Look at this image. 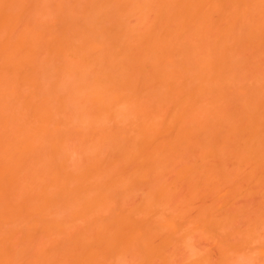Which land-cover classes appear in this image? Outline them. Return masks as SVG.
I'll return each mask as SVG.
<instances>
[{
	"label": "bare ground",
	"instance_id": "6f19581e",
	"mask_svg": "<svg viewBox=\"0 0 264 264\" xmlns=\"http://www.w3.org/2000/svg\"><path fill=\"white\" fill-rule=\"evenodd\" d=\"M10 1H12V0H0V23L2 25L6 24L7 26L5 25V27H8V28H6L8 30H9V27L12 30V28H11L12 26H14V25L17 26L16 24H18V21L20 23V17L23 13V10H21L20 7L23 8V7H25L24 3L26 5L29 3V2H27V0H22V1L19 0L20 3L18 2L19 5L17 6L16 9H20V10L17 11L14 8L17 5V0L16 1L13 0L12 2H10ZM24 1H26V2H24ZM115 1H118V0H115ZM121 1H123V2L120 3V5L124 4L122 9H124V7L126 9V7L128 6L130 8V11H131L132 8L129 5L133 4V7H134L135 3H132V2H134L132 0H121ZM121 1L119 0L118 3ZM129 1H131V3L127 4V2H129ZM137 1H135V2H137ZM154 1H156V3L158 4V5L156 4V6H158V8H159V9H157V7H156V10L154 9L155 10L154 13L156 14L158 19L159 18H161V19H159V23H157L156 21L151 22V20H150L151 24L147 20L146 21L149 24H145L144 20H143L144 24L142 23V21L139 22L138 23L139 27H141L140 24L146 25L145 27L143 26L144 29L143 28L140 29V31H142V29H143V32L137 31L138 27H136L137 28L136 30L133 27L134 30H132V32L128 33V36H125L126 33L128 32V30H126L127 26L122 27L123 23H121L119 21L118 26L120 25L119 23H121L120 26L122 28L120 27L119 28L120 30H115V29H118V26L116 27V25H117V23H116L117 20H116V22H115L116 25L115 26L113 25L114 28H112V29H114V31H111V32L108 30V28L106 29V27H104V26H103L104 29H103V27L101 29H99V27L102 24L99 27L97 26L98 28H96V26L93 25L94 27L92 26L93 27L92 28L90 26V24L92 23L91 21L89 24L90 28H88L87 26H84V25H87V24H84L83 26L86 28L85 29L83 28L81 30L80 25H77L78 24V22H77L76 25L79 26L78 28H80V30L82 31L81 32L78 29L79 30V33H78V32H76L78 30L75 31V28H74L72 22H71L72 25L69 22V25H71L73 27V31H75V33H76L74 35L73 34L74 32L70 31V30H72V29H70L71 26L69 27V25H67L68 24L67 21H65L67 23L66 25L69 27V31L71 32L70 37H72V34L74 35V37H76V35L77 36L81 35L79 38V41H78V39L73 37L76 40H72L71 41L72 43L68 44V46H67L66 43L68 42V40H67L68 38H66V34L64 33V32H66L65 29L68 28V27H66L64 29V32L62 31L63 29L56 30V32L57 31L61 32V35L64 33L62 35V37L59 36L61 38H64L65 41L62 39L64 42L60 39L57 40L55 37H50L52 35H50L48 38L49 33L47 35V38L49 40H51L53 38L51 40V42L55 46L52 43H51L52 44L51 45V44L43 42L44 45H46V44L49 45V46L46 45V47H48V48H46L44 50H46V51L48 49L50 51L56 50L61 55H63L62 53H64V52H61V51H63L62 48L66 44L67 49L64 46V50H65L66 54L68 52H70L71 49H72L71 52L76 54V56H75V54L73 55V54L69 53L68 54L69 59L71 57L70 55H72L71 60H73L74 56H75L76 58H80V61L81 60L83 61V63L81 62L83 65H87V67L89 66V68L91 65H93L92 66L93 68L92 67L91 68L94 70V72H96V74H94V76H95L93 79L94 82L92 83L93 84L92 87H95L94 91L92 93L93 94L92 98H94L95 103H98L96 105H99V106L102 105L104 110H105V108H107L106 110L113 109V110H111L112 113L113 112L115 113V111L118 110V112H116V114H118V113H123V115L125 113L129 114V116L128 115L126 116L127 117L126 119H124L125 117L123 118L125 121L131 116L132 112L134 113L132 115V117L135 118L136 123H135V120H133V118H129V119H131V121H129V119H128V124H125L127 126H126V128H124V132H122V130H123V129H121L122 126H121V128L119 127L121 129V132H122V133L121 132L120 133L123 135L125 134L124 139H126V137H127V140L119 141L121 139L118 140V138H116L117 136L114 137V138H116V139H114L116 141H113V145H114V143L120 142L116 146V147H118L120 145V147L118 148V151H117V152H119V150H120V152H119L120 154L119 153L117 154L116 153V150H117L116 147L115 148L113 147L114 149H112V150H114V152L117 154L116 155L117 159L115 160V158H116L115 157L112 160V162H109V163L113 164V162H115V163L119 162L117 164V166H119V164H121V165L119 166L120 168L119 167L117 169L115 168L117 170V171H115V173H112L113 176L115 177V179L109 178L110 176H108V170L114 171V170H112L113 168L109 169L110 164H108L109 168L106 167L107 165L105 166L107 168V171H106L107 172L106 177H108V178H106L107 181H109V182L112 181L111 182L112 186L113 185L116 186V183H117V186H118V184H121V186L129 185L131 188V186H134L135 184L140 183L141 181H144V179L147 178V176L149 177V175L151 176L153 173H157L160 175L161 174L160 172H162V171H164V169H166L167 164L169 162L175 161L176 162V168L174 166H172V169H176V171L174 170V172H175L178 180L188 181L195 186H198L200 184L206 185L208 183H213V182H215L216 185H217V183H220V182H221V184H218V185H222L223 182H225L224 184H229L230 180L233 179V178L230 179L232 174H234L233 176H235V172L236 173L239 172L242 167L247 169V171H248L247 177H248L250 183L256 182L258 179V171H260L264 167V63L259 62V56L262 57L261 53L263 52L262 50L264 48L263 47L264 46V0H158L160 2H158L157 0H154ZM14 2H15V6L13 4ZM150 2H153V0L152 1H149V0L143 1L142 0L139 3H137L138 5L136 8H138L139 13H141L142 11H143L142 14H144L145 12L148 13V10H149V13H151L150 8H148L151 4ZM11 3H12V5H11ZM21 3L23 4V6ZM110 3L112 4V0H102V3L101 4L99 3V4H100V7H102V5H103V7L104 6L108 7L110 5ZM118 3H116V4H118ZM114 4H115V2H113V5ZM6 5H8V6H6ZM12 6H14V7H12ZM31 6H27L28 8H26V7L25 8L27 10H29V9H31ZM117 6H119V4ZM121 6H120V8H121ZM154 6H155V4L153 6L151 5V7H152L151 11H154L153 10ZM9 7H12L11 9L14 8L13 9L14 11H10V9H7ZM25 8H23V9H25ZM147 8H148V10L144 12V10ZM26 9L24 10L23 15L25 14ZM117 9H116V11H117ZM125 9H124V11L123 10L122 11L124 12V14H127V13H125V11H126ZM7 10H9V11H7ZM89 10H90V8H89ZM101 10H103V9L101 8ZM134 10L133 11H134L135 15H133V12H132V14H131V15H133L132 17L140 15L138 13H135V12H137L136 11L137 9H134ZM16 11L19 13H17ZM106 11H108V10H106ZM122 11L119 10V12H116V13H121L120 15L122 16L123 15ZM14 12H16V13L14 14ZM127 12L129 13L127 15H130V12L128 10H127ZM154 13H153V15H154ZM101 14H104V12ZM120 15H117V16H120ZM148 15H146V17ZM153 15L150 14L151 17H153ZM142 16L143 15H141L139 18H142ZM16 17H18L19 19ZM26 17H27V15H26ZM139 18L137 19V17H136L137 20H142ZM148 18H145V19H148ZM27 19H29V17ZM154 19H155V15L152 18V21ZM158 19H157V21H158ZM62 20H64V18L61 19L60 21H62ZM73 20H75V19H73ZM8 21L11 22L12 24H10ZM29 21H30V19H29ZM29 21H27V23ZM60 21H59V23H60ZM8 23L10 25H8ZM22 23H20V24H22ZM1 24H0V26H1V28H3ZM74 24H75V22H74ZM113 24H114V22H113ZM134 24H136V26L138 25L136 22ZM153 24H156V25H153ZM19 25H18V27H19ZM66 25H64V26H66ZM18 27H16V28H18ZM81 27H82V25H81ZM1 28H0V32L3 30V29L1 30ZM131 28H132V26H131ZM14 29H15V27H13L12 31H14ZM27 29H31V31L30 30L27 31ZM123 29H125L126 32L121 31ZM127 29H128V27H127ZM29 31L32 32V28L29 27V25H28V28H26V26H24V36L26 35L27 32L29 33ZM33 31L39 32L38 30H33ZM69 31H68V34H69ZM129 31H131V30H129ZM3 32L5 33V29L1 33L5 36V34L7 32L5 34ZM21 32H22V28H21ZM121 32H122V34H121ZM12 33H14V32H9V34H7L5 37L7 39H8V37L10 38L9 35H11ZM35 33L36 32H32L31 37ZM1 34H0V36H1ZM42 34H43V32H42ZM42 34H41V36L43 37ZM12 35H11L12 40L15 43L17 42V44L19 43V46L21 44V47H23L22 43L24 45V42H27V40L29 39L28 42L26 43V44H29L30 39L34 38V37L31 38L29 36H28L29 38H27V36H25L27 38V40L25 39L26 40L25 41L24 36L21 34L22 36L21 35H20L21 37L17 36L16 38L18 40L15 38L16 39V41H15L13 39L14 36H12ZM27 35H29V34H27ZM53 35H55V33ZM35 36H36V34H35ZM56 36H58V35H56ZM39 38L40 37L38 36L37 39H39ZM41 38L38 41L40 43H38L36 39L34 41H35V43L37 42L38 44H40V48L43 49L41 47V41H42ZM43 38H44V40L46 39L45 36ZM73 38H71V39H73ZM5 39H3L2 37L0 38V40L3 44H6V41L8 42V40H11V39H8V40L7 39L5 40ZM3 40H5V41L3 42ZM53 40H56V41H53ZM13 41L11 43L9 41V43L6 44V45H8V48L11 46ZM34 41H32V42H34ZM76 41H78L77 45H74V43ZM32 42L30 44H32ZM2 43H0V44H2ZM9 44H10V46H9ZM30 44L27 45V48L26 47L25 48H19V46L16 45L18 48V51H19V49L21 50V52H22V54L20 53L21 55L24 54L23 53L24 49H26L25 53L28 52L27 50L29 49L28 47L30 46ZM44 45H42V46L44 47ZM16 46H14V47H16ZM35 46L33 47V45H31V47H33V48H35ZM56 46L58 47L59 50L56 49L57 48ZM36 47L38 48V50H36L37 48L33 49V50H32V48H30L31 50L28 53L33 52L35 50V53L37 54V52L39 51V46H36ZM49 47H51L52 50ZM53 47L55 50L53 49ZM8 48L6 46L5 47L3 46L2 49H7L6 52H8ZM11 48H9L10 49L9 52L11 50L13 51V49H11ZM22 49H23V51H22ZM68 49H70V50H68ZM0 51H1V53L3 52L2 50H0ZM14 51H13L14 53H17L16 49ZM46 51H44V52H46ZM53 51L50 54H53ZM48 52L46 54H48ZM57 52H55V54ZM76 52H78V53L81 52V53L78 56L77 55L78 53H76ZM17 54H15L16 55L15 57L19 59V56H21V55L18 54V57H17ZM55 54H54V56L58 55V53L56 55ZM1 55L2 54H0V56ZM7 55L10 57L12 62L16 61V60L18 61V63L16 62L18 66H16V63H15L16 67L13 65L14 62L11 63L13 65L12 68L17 69L19 67V69H17L15 71V73L16 72L18 73V75H17V73L15 74L17 76V79H15L14 76H11V74L14 75V73L12 71H10V69H8V68H10L9 65H8L9 67H5L4 69L1 70V67L3 68V64L1 65V63H2L1 61H3V58H1V57L6 56L5 54L0 57L2 59V60L0 59V62H1L0 63V71H1L0 75L4 74L5 69H8L9 70L8 74H7V70H6V73H5L6 75L4 74L5 75L4 77L6 78V76H8V77L10 76V78L7 77L8 80H11V77H13L12 79H14L16 81H14V80H12V81H13V83L16 84L18 81H22V79H23L22 77H25L29 73L27 74V73L21 72V71H23L22 69L25 68V66H23L25 61L24 62L22 61V64H21V63H19L21 61H19L18 59L12 60V56H10L9 54H7ZM12 55H14V54L12 53ZM29 56H30V54H28L27 58ZM31 57L34 58V56H32V55H31ZM31 57H30V60H31V62H33L32 61L33 59ZM59 57L62 58L63 56L62 57L59 56ZM65 57L67 58V55ZM5 59L6 60H4V61L6 62L7 59H9V58L5 57ZM25 59H26V57H25ZM25 59H23V60H25ZM27 60H29V59H26V63H28ZM66 62H67V59H66ZM101 62H102V64H100ZM103 62H104V66H103ZM26 63H25V65H26ZM20 64L22 65L23 68H20ZM99 64L102 65V66H100V68L102 67V69H99V71H98V69L96 70V68L99 67L98 66ZM4 66H6V65H4ZM30 67L31 66H29V69H28L29 71H31ZM24 71H25V69H24ZM20 74H25V76L20 77L19 76ZM0 77L2 79L4 78L3 76H0ZM19 77H20V79H19ZM1 78H0V82L2 80ZM8 80H6L7 83H8ZM12 81H11V84H13ZM4 82L5 81L1 82V84H0V87H1L0 93H2L1 95L3 96V98H5L8 95V94L4 95L6 92L2 91V90H5V88L3 89V87H5V85H6V87H8L7 83H4ZM9 83H10V81H9ZM23 83H25V81L20 83V84H23ZM2 85H4V86L2 87ZM11 87H12V85H11ZM11 87L9 86L8 88H11ZM7 90L8 89H6V91ZM11 90H13V89H11ZM3 92H5V93L3 94ZM13 94H11V95H13ZM23 95H24V93H23ZM30 97H31V95H29V98ZM25 99H26V97H25ZM27 99H28V96H27ZM27 99H26V102H24L25 100L23 101V105L29 103V101L31 100V99L30 100L29 99L27 100ZM0 100L2 102V97L0 98ZM5 100H7V102H8V100H10V99H5ZM10 101H9V104H12V103H10ZM3 102H4V100H3ZM106 104L108 105L107 107H106ZM110 104H113L114 107L110 106ZM29 105H30V103H29ZM32 105L34 106V104H32ZM32 105H31V107L29 106L30 109L33 108ZM104 105H105V107H104ZM156 105H159L157 110H156L157 107H155ZM2 106H4V104ZM2 106H0V108L2 109V111L0 109V112H1L0 117H2V115H3L2 112L3 113L5 112V110H4L5 108L3 109ZM11 106L9 107V109L11 108ZM28 106H27L28 109L24 108L25 111H29ZM109 106L111 109L109 108ZM122 106H123V108L127 106L126 108H124L125 110L127 108L129 109V107H130V109H132L131 110L132 112L129 113L128 110H126V112H124L125 111L124 109H123L124 111L122 112L121 111ZM22 107H25V106H22ZM102 107L100 106V109ZM117 107H118V109H117ZM151 107L153 108V110H152L153 112L149 111L151 109ZM35 108H36V106H35ZM97 108H99V107H97ZM164 108H168L167 109L168 112L166 111V109H165L166 112L164 111L166 116L163 114L162 109H164ZM12 109L14 110L13 106H12ZM36 109L39 110V108H36ZM36 109L33 111H36ZM13 110L11 111V114L15 113V111H13ZM33 111L31 109V112H29V113L34 115V117H36V114H37V117H38L39 112L37 113V111L36 112H33ZM41 111H43V110H41ZM161 111H162L163 115L161 114ZM7 112H10V111L8 110ZM11 114L9 113V115H11ZM26 114H28V112H25V114H22L20 116H25V117L28 116L29 120H31L29 117L33 118V116H31L30 114H28L27 116H26ZM45 114H46V112H45ZM15 115H17V114H15ZM43 116H45V115H43ZM47 116H50V115H47ZM47 116L45 118L41 117L40 120L38 118H34V119L36 121L38 119L41 123L44 119L47 118ZM9 117H10V123H12L16 118L15 116H13L14 118L12 119L11 118L12 115ZM9 117H8V114L6 115V117H5V115H3V118H6L5 120H7ZM116 117L120 118V116H118V115ZM116 117H115V119H117ZM48 118H50V117H48ZM11 119L13 121H11ZM20 119L21 118H19V120ZM28 119L26 118V121H23V123L29 121ZM34 119L32 120V122L34 121L32 123V125L34 124L33 126L35 128V125H38V123L35 124L36 121ZM41 119H42V121H41ZM138 119H139V121H138ZM5 120L3 122H6ZM16 120L18 123V121H19L18 117L16 118ZM45 121H47V120H45ZM118 121H119V119H118ZM3 122L0 121L1 127H2L1 123L3 124ZM7 122H9V121H7ZM14 122H16V121H14ZM47 122H44V123H47ZM50 122H52V121H50ZM116 122H117V120H116ZM20 123H21V121H19V124ZM44 123H42L43 126L41 124H39L38 125L39 128L44 127L45 126ZM131 123H133V126ZM7 124H5L4 126L9 127L10 124L9 125H7ZM13 126H15V125H13ZM18 126L21 127V125L17 124V128H18ZM23 126L24 125H22V127ZM117 126H120V125L117 124ZM117 126H116V128H117ZM22 127L20 129H24L25 126L23 128ZM104 127H105V125H104ZM130 127H134V128H130ZM3 128L4 127H2V129ZM27 128L25 127V129H27ZM30 128H32V132H30V130H29ZM36 128H37V126H36ZM44 128L46 129V127H44ZM127 128H129L130 130H128ZM6 129L7 128H5V130L0 129L1 131H5L4 133L0 132L1 134H3V136L7 133ZM29 129H27V130H29L28 132L30 134L32 133L29 136H31L30 138L33 140V138H34L33 136H35L36 131L34 132L33 127H29ZM50 130H52V129H50ZM117 130H118V128H117ZM117 130H116V132H117ZM19 131L20 130H18L17 133L15 132L17 134V138L20 135L19 134L20 132H22V135H20V137H23V139H24V136L28 138V135H27L28 132L25 134L26 130H25V132L24 131L19 132ZM37 131H38L37 133L41 134V136H42V133L40 131H42V132L44 131V133H46L44 129L43 130L40 129V131L38 129ZM127 131H129L130 133ZM23 132L25 135L23 134ZM33 132H34V135H33ZM116 132H115V134H116ZM125 132H127L129 134V136H127V133H125ZM11 133H13L14 137L16 136V134H14V128L12 129ZM37 133H36V135H37ZM120 133L117 132V134H120ZM8 134L10 135L9 132H8ZM39 134H38V136H40ZM62 134H63V132H62ZM113 134L114 133H112V135ZM0 136H2V135H0ZM6 136H7V134H6ZM38 136H35V137H38ZM7 137H9V136H7ZM14 137L13 138L10 137L11 138L10 142L14 139ZM40 137H38L39 138L38 142H40V140H41ZM4 138H5V136L3 137L2 141H0V145L3 146V143H5V140H6V143L4 144V146L7 144L5 147V149H6L10 142L8 143L7 141H9V140H7L6 138L4 140ZM17 138H16V140L19 142L22 139L21 138L18 140ZM27 138L24 139V141L25 140L28 141ZM38 138H36V140H38ZM41 138H43V137H41ZM23 139H22V142L20 144L19 143L16 144V145L19 144L18 145L19 148H17L18 146L13 145V143L17 142L15 140H14L15 142L12 141L13 143L9 144V147L6 149L8 151L4 150L5 151L4 152L3 147L1 148L2 152H0V153L1 154L4 153V155L5 154L6 155L5 156L0 155V156H2V157H0L1 159L4 160V158H5V160H4L5 163L2 162L3 160L2 161L0 160V162L2 164L9 163L7 165L9 167L13 166L12 168L11 167L10 168L14 172H15V169H17L16 171L19 170V172H20L21 170L18 169L17 166H19V168L22 166L24 167V165L21 166V163H26V161L21 162V160H19V159H24L23 156H21L22 158H19V155H20V151H22V149H24L23 147L27 146V145H25L26 141L24 142ZM108 139H109V137H108ZM32 140H31V143L27 142V143H30L31 146H33ZM112 140H113V137L111 138V141ZM128 141H129V144H128ZM23 142H24V144H22ZM38 142H36V143L38 144ZM50 142H51V139H50ZM53 142L55 143V141H53ZM121 142H123V143H121ZM122 144H124V145L126 144V146L124 147V145H122ZM113 145H111V146H113ZM127 145H129V146H127ZM31 146H28L27 148H29V147L31 148ZM14 147H16L15 150L17 149V151H15V152L17 154H19L17 156V158L14 160L17 161V159H18L21 162L20 164H18L19 162H16L13 160V158H15V157H12L11 154L14 155V152H11V154L9 153ZM20 147H22V148H20ZM54 147H56V145ZM10 148H11V150H10ZM48 148H49V146H48ZM64 148H65V146H64ZM123 148H124V150L122 152ZM18 149L19 150L21 149V150L18 152ZM34 149L35 148L33 147V150H32L33 152H34ZM53 149H55V148H53ZM51 150H52V148L50 146V151ZM27 151L29 154H30V152H32L28 149H27ZM27 151H25V149H24V152H26L24 154L27 155ZM110 151H111V149H110ZM53 152L55 153V151H53ZM22 153H23V151L21 152V154ZM185 153H190L191 156H193V154H195L197 156V158H195V160L192 159L191 161L182 163L178 160V158H179V156H181ZM7 154L9 155V160H8ZM52 156H53V154H52ZM96 156H97V153H96ZM108 156H109V154H108ZM110 156H112V155H110ZM114 156H112V158ZM106 157H107V155H106ZM228 157H230L234 160V164H235V168H236V171L234 173L233 172L231 174L229 173L230 178H229V175L225 174L226 172H224V170H226V169H223L224 167L222 168L223 164L221 163V160L223 158H228ZM10 158L14 162L11 161V163H10L9 162L11 160ZM25 158H26V156H25ZM54 158L56 159V156H54ZM6 159H7V161H6ZM101 159H103V158L101 157ZM101 159H100L101 162L99 165L103 167L104 165H101V163H102ZM58 160H59V157H58ZM59 161H60L59 163H61V160H59ZM103 161H106L105 158L103 159ZM108 161H110V159ZM53 162H54V164H53ZM55 162H57V160L54 161V159H53L51 164H53V165L58 164ZM91 162L92 163H90V161H89V163L92 164L93 167H91V166H89V167H91V169L93 168L96 170L95 171L93 170L94 171L93 172L89 167H87L88 173H83V172L80 173L78 171L79 174H81L80 177H79L78 173H77L78 175L76 174V176H75V174H73V176H74L73 177L72 173L74 171L71 173L69 170V172H70V174H69L68 171H65L66 170L64 168L65 165H64V167H61V165L58 164L60 166L57 165L56 167L52 166V168H50L52 173H53L52 170L54 168L55 169L57 168L56 170L59 171V173H57V171L54 170V173L52 176L55 179L52 176H49L50 175V173H49L50 169L48 172V174H49L48 177L51 180L53 179L54 182H52L50 179H47L48 180L47 181L48 183H47V182L43 181L42 178H40L42 176H39V178H38L39 180H36V179L35 180L38 182L41 179V181L43 183H45V185H44L45 189L47 188L48 185L50 186L51 183H49V181H51L53 183V187H52V185H51V187L54 188L56 186L57 189L56 188L55 189L59 190L58 193L67 187L66 189H64L65 191L63 190V194L66 192H67V194L68 193L71 194L73 197L71 195H68L71 197H67V198H70L71 200H72V198L75 199L74 195L76 193H74V195H73V192H75L77 190L76 187H78V191L81 190L83 192L79 191V194L77 193L79 197L75 195L76 199L79 198V200H81L83 198L85 201V202L83 201L84 204L88 202L85 199L87 196L86 193L88 192V190H85V189H87V187H88L89 191H92L95 187L93 192L96 191L95 192L96 194L92 197L90 196L91 194L88 195V197L90 196V198H88V200H89V204H91V207L86 206L89 204H85V205L82 204L81 205V201L83 199L81 201H79L80 202L79 204L83 208V212L86 209L92 208L91 210L87 211V212L91 211L90 212L91 215H89V216L92 218V215L95 214L94 212H97L100 208L103 210L102 204L99 203V199H100V202H102V199L104 200V198H105L102 194L103 190L112 188V186H111V184H109V182L107 183V181H105L106 179L104 180L105 182L102 181V179H104L105 176H104V178H102L103 175L101 173H100L101 180L98 179V181H102V182H99V183L97 182L96 178H97V176H98V178H100V175L99 174L98 175L97 174L92 175V172L95 174L98 172V170H99V172H101L102 170L100 171V169L104 168V170H105L106 168L105 167H103V168L99 167L97 170V168H94V163L96 161H94V162L91 161ZM98 162H96V164ZM13 163L15 164V166ZM103 163L106 164V162H103ZM122 163L124 165H122ZM10 164H12V165H10ZM49 164H50V162H49ZM62 164H63V162H62ZM7 165L4 166L6 169L3 167V165L0 166V168L1 167L4 168V170L2 169V172L0 173V179H1L0 182L2 184L6 181L7 176L9 179L13 178L15 176L14 172L12 173V170L9 169L7 167ZM49 166H48V168H49ZM115 166L116 165H114V167ZM121 166L127 167V168L125 169ZM59 167H60V169L64 168L65 170H63V169L59 170ZM96 167H97V165H96ZM84 168H86V166H84ZM235 168H234V170H235ZM7 169H9L11 173L10 172L7 173V171H9ZM68 169H69V167H68ZM127 169H129V170L127 171ZM5 170H7V171H5ZM120 170H122V171H120ZM0 171H1V169H0ZM3 171L6 172V174ZM45 171H46V169H45ZM61 171H63L62 172L63 174L61 173ZM76 171H75V173H76ZM89 171H91V174H89L90 173ZM124 171H127V172H124ZM84 172H87V170L84 169ZM121 172L123 173L122 177H121V175H122ZM109 173H110V171H109ZM118 173L121 175L119 176ZM57 174L58 175L62 174L63 177L61 175L57 176ZM86 174L89 177V179L91 180L90 183L85 182V181L89 180L88 177L86 176ZM9 175L11 177H9ZM12 175H13V177H12ZM16 175L19 176L20 174L18 175L16 173ZM33 175H34V177L31 176V179L35 178V174H33ZM64 175H66V176L69 175V178L64 177ZM70 175L73 179H71ZM104 175H105V173H104ZM109 175H111V174H109ZM22 176H24V174H22ZM82 176H84V177L86 176L85 178H87V179L85 180V178L84 177L82 178ZM91 176H95V179ZM1 177H3V178H1ZM48 177H45V178H48ZM57 177L59 179L62 178L61 180H64V182H65V180L67 181V179H68V181H67L68 185H67V182L65 183L66 185L63 182V184H64L63 185L62 182H60L61 180L57 179ZM76 177H78V178H76ZM111 177H112V175H111ZM80 178L84 183L82 181H80ZM92 178H93V180H92ZM4 179H5V181H3ZM13 179H11L12 181L11 180L10 181L11 182L15 181V179L14 180ZM56 179L59 180V182L55 181ZM70 179H71V181L75 180V183H72L71 181H69ZM108 179H110L111 181ZM76 180H78V181H76ZM159 181L158 180L156 181L157 184L162 183L161 181L160 182ZM26 182H27V180H26ZM33 182H35V181H33ZM55 182H56V184H61V186L55 185L54 184ZM81 182L83 185L85 183H88V184L84 185V186H86L85 189H84V186H82V184H80ZM6 183H4L3 186H5V184L8 185V183H9L8 180ZM21 183L22 182H20L19 184H21ZM69 183H70V186H69ZM100 183H103V185H101L103 187H100L99 185H97ZM2 184H0V185H2ZM9 184H11V183H9ZM15 184H17V183H15ZM29 184H31V183H29ZM37 184H39V183H37ZM78 184L80 186H78ZM104 184H107L106 189H105ZM163 184L164 183H162L161 185H163ZM205 185H203V186H205ZM71 186L76 188V189L73 190L74 188L72 189ZM14 187L15 186H13V188ZM19 187H21V186H19ZM59 187H63V188L61 189ZM92 187H93V189L90 190V188H92ZM96 187H98V188L96 189ZM99 187H100V190L102 189L101 191L99 190ZM1 188H2V186H1ZM9 188L7 187V189L6 188H4V189H6V191H9V190H11ZM21 188H23V186ZM21 188H19V189L21 190ZM29 188H30V186H29ZM35 188L34 189L30 188V189L34 190V192H35ZM81 188H83V190ZM24 189H25L24 191H26V187ZM43 189L44 188H43V184H42L41 190L43 192H41V196H43V198H44V195H47L49 192L48 193L46 192L47 193L46 194L44 192L45 190H43ZM159 189L161 191L165 188H163V189L159 188ZM20 190H18V192ZM32 190H30V191H32ZM69 190L70 191L72 190V191L70 192ZM84 190L86 193L84 192ZM263 190L264 189H262V194L264 193ZM22 191H23V189H22ZM163 191L166 192V190H163ZM163 191H161V192H163ZM0 192H1V189H0ZM36 193H38V192H36ZM82 193H85L86 195L82 194ZM60 195L62 197L65 196V194L63 196L62 193ZM82 195H83V197H81ZM0 196H3V195L0 194ZM11 196H12V194H11ZM14 196H15V194H14ZM46 197L47 196H45V198ZM102 197H104V198H102ZM45 198H44V200L46 201ZM1 200H3V199H1ZM41 200H42V198H41ZM44 200H43V202H45ZM47 200H48V198H47ZM29 203L30 202H28V204ZM102 203L104 204V202H102ZM106 203H105V205H106ZM11 204L12 203H10V205ZM47 204L45 203V206ZM98 204H100L102 207L99 206L100 208H98V206H97ZM22 207L25 208L26 204H23ZM28 207H26V209ZM43 207H44V205H43ZM84 207H86V208L84 209ZM95 207L98 209L97 211H95ZM16 208H18V207H16ZM31 208H30V211H32ZM147 208H149V207H147ZM40 209L43 212V209L39 208V211H40ZM79 210H82V209H79ZM100 210H99V213H100ZM143 210H144L143 211V213H144L143 218L148 213H151L150 211L148 212V210L145 208H143ZM4 211H7V209ZM4 211L2 212V214L0 212V222L3 221L1 219H4L3 218L4 217V215H3ZM23 211L25 212V210H23ZM23 211H20V213H22ZM30 211H27V212H30ZM34 211H36L37 213H35ZM34 211H32V212L35 215L36 214L38 215V211L37 210H34ZM42 212L39 213L38 216H42ZM92 212L94 214H92ZM104 212H102V214ZM20 213H18V214H20ZM78 213L81 214L80 211H78ZM90 213H88V214H90ZM153 213H154V211H153ZM8 214L9 213L7 212L6 213L7 217L8 216L10 217V215L11 216L13 215V213H11L9 215ZM14 214H17V212ZM85 214H87L86 211L84 212V215ZM88 214H87V216H88ZM109 214H111V213H109ZM28 215L30 216L29 213L27 214V216ZM84 215L82 213L81 217H84ZM124 215L121 216V214H120L118 216V218L115 216L116 219L113 218L115 221L110 218V217H113L112 214L108 218V213H107V216H106L107 219L105 216L99 217V215H98L96 217L97 218L96 221H95V219H93L92 223L88 224V226H86V228L92 227L89 229L92 231V232L90 231L91 234L89 233V230L86 229V231H88L89 234H86V233L84 234L83 232H81V234L79 235V238L83 239V240H81L82 243H84L85 241L87 242L88 248L85 251V254H84L85 257H83V256H81L79 258L76 257V260H77L76 264H113L112 262H115V260L110 261L112 258V255H114L111 251H113L112 249L115 250V248L118 247L117 244L119 245L122 242V239L125 236V234L128 235L131 233L130 235H132L134 233L133 234L134 238L137 241H139V242H137V241L135 242L136 245H137V243L140 244V240H142V237H143V239L147 238V237H144V235L148 231V229L150 231H151V229L146 227L147 225L146 226L145 225H143V226L138 225L137 223L141 224L140 223L141 220H140V222H139V220L137 222H135L134 219L132 220V218H134L135 216H131V215H135V214H131L130 215L131 217L128 216L129 214L127 215V213ZM14 216H16V215H14ZM38 216H36V217H38ZM87 216L83 219H88L89 217H87ZM136 216H138V215L136 214ZM7 217H6V219H7ZM16 217H18V215ZM32 217L34 218L33 214H32ZM104 217H105V220L102 219ZM40 218L41 217H39V219L37 218L38 222L41 221ZM146 218H147V216H146ZM9 219H7V220H9ZM37 219L35 218L36 221H37ZM31 220H30V222L33 221V220L32 221ZM24 222H26V221L24 220ZM24 222H23V225L25 224ZM30 222H28V223H30ZM43 223H45V222H42L41 225L39 223H37L38 225H36V222L33 223L35 225L29 224L27 231L19 230V231L24 233L22 235H21V232L19 234L18 231H16L17 233H14L15 231H13V233L16 235H14L12 233H6V232L2 231L4 229H2L3 227L1 228V226H0V229H2V230H0V264H14V262L16 263V261H19L16 264H19V263L20 264H26L25 262L28 259H26L27 253L25 254V251H26V249L28 251L30 249H32L31 248V246L33 245L32 241L33 242L35 241L36 236H37L36 240H38V233H39V235H43L44 237L46 236V239L48 236L50 237L53 233L56 234L57 233L56 231H58V233H59L60 230L57 229V230H54L55 232H53V229L49 228L47 223H45V224H43ZM9 224H11V223H9ZM23 225H22V227H23ZM82 229H84V227ZM153 230H155V229H152L151 234L149 232L147 233L149 235L148 237L150 238L148 240H151V238L153 239V237H150V236L152 234H154V232H155L154 235L159 233V231L157 232L156 230L155 231H153ZM60 233H62V230ZM18 234L20 235V237L17 236ZM147 234H146V236H147ZM135 235H137V236L143 235V236L140 237L141 239L138 237L139 238V240H138L137 237H135ZM15 236H17V238L19 237L18 242H17L19 245L17 244V246H20L21 242H22L21 244L23 245V246L21 245L22 247L21 246L19 248L17 247L18 248L16 250L17 252L15 250H13V248H12L14 245L16 246V244H14V242H16V240H17L14 238ZM133 236H131V238ZM20 238H21V241L19 242ZM126 238H127V236H126ZM115 239H117V241H118V239H120V240H119V242L116 241L117 243H115L114 242ZM127 239H129V237ZM12 240H13V243H12ZM164 240H166V242ZM164 240L161 243L163 246H159V247H164L166 244H168L167 239H164ZM30 242H31V244H30ZM111 242L112 243L114 242L116 244L115 247L113 246L114 248L112 247V245L114 243L112 244ZM122 243H124V242H122ZM141 243L142 244H140V246L141 245L143 246V249L141 252H143V250H144L143 255L145 254L144 256H145V260L147 261V264L156 263V261H157L156 259L153 262L154 256L156 253L158 254L159 251H160L159 255L162 254L161 251L163 250V248L156 247V245L154 246L151 243H150L151 244L150 245L148 242L146 243L145 241H143ZM11 244H14V245L12 246ZM128 245H130V244H128ZM133 245H131L134 247V248L132 247L133 250L135 248L137 249L138 246L135 247V244H133ZM120 246L122 248V246H124V245L120 244ZM29 247H30V249H29ZM111 247H112V249H111ZM119 249H116V250L118 251ZM124 249H126V247ZM18 250H20V251H18ZM122 250L123 249H120L121 252H119V254L122 253ZM110 252L112 253V255H110ZM114 253H116V252H114ZM23 255H24V257H23ZM149 255L153 256V257H150ZM118 257H119V255H118ZM147 257H150V258H147ZM105 258H109L110 260L108 261ZM116 258L114 257V259H116ZM151 258H152V260H151ZM155 258H157V257H155ZM32 259L30 261L28 260L27 264H29V262H30V264H45V261H46L45 258L43 260L41 258L35 259L32 257ZM147 259L148 260L150 259L151 261H148ZM22 260L24 261V263L22 262ZM158 261H159V264H161L160 263L161 260L159 259ZM46 263L48 264V262H46ZM69 264H73V263H69Z\"/></svg>",
	"mask_w": 264,
	"mask_h": 264
},
{
	"label": "rangeland",
	"instance_id": "374dc122",
	"mask_svg": "<svg viewBox=\"0 0 264 264\" xmlns=\"http://www.w3.org/2000/svg\"><path fill=\"white\" fill-rule=\"evenodd\" d=\"M12 1H10V2H12ZM20 1H22V0H20ZM118 1L112 0V4L110 3V5L108 7H106V6L103 7V5H102V7H100V4L102 3V0H97V1L96 0H92V1L91 0H27V2H29V3L27 5L24 3V5H25L26 8H28L27 6H31L32 5L31 9L27 10L25 7H23V8L26 9L25 14L23 15L25 9L20 7L21 10H23V13L21 12L23 16L21 15L22 18L20 17V23H22V22L23 23L20 24L19 21H18V24H16L17 26L14 25V26L11 27L12 30H13V27H15L16 30L14 29V31H12L10 29V27H9V30H10L9 31L8 29H6L8 27H5L6 24L5 25L3 24L4 25L3 26L0 23L2 25V27H3V28H1V26H0L1 30L5 29V33L7 32L6 34L3 32L5 34V36L7 34H9V32H14V33H12L13 35L12 34L11 35L14 36L13 39L15 41L17 39L16 38L17 36L18 37H21L22 35L24 36V26H26V28H28V25H29V27L32 28V32H36L35 33L36 36H35V34H33L32 37H34V38L36 37L35 39L37 40V42L42 37L41 36L42 32H43V34H42L43 37L45 36V38H46L45 39L46 41L44 40L43 37L41 38V40H42L41 41V47L43 49H41L40 48V44H38L40 42H38V43L36 42L38 44L37 45L35 43V41H34L35 40L34 38L30 39V41H29L30 43L32 41H34V42H32V44L29 43L30 46L28 47L29 49L27 51L29 52L31 50L30 48H32V50L36 49L37 48L36 46H39V51L38 52L36 51L37 54L35 53V50L33 52H30V53H28V52L25 53L26 49H24L23 53L25 55L24 54L21 55L22 54L21 50L19 49V51H18V48H17V46H19V43L18 44H17V42L15 43L12 40L11 35H9L10 38L7 36L8 39H11L13 41V43H12L13 45L11 44V46H10V44H9V46H10L9 48H11L13 46L11 49H13V51L16 49V52L19 55H21V56H19V59H18V58L15 57L16 56L15 54H17V53H14L15 51L13 52L12 50L9 52L10 49L8 48V45H6V44L9 43V41H10V43L12 41L8 40L3 34H1L3 30L0 32V34H1L0 38L2 37L3 39L6 38L8 40V42L6 41V44H3L1 42V40H0V43H2V44H0V46L2 45L1 46L2 48H3V46L4 47L6 46L8 48V52H9V53L6 52L7 49H2L0 47V50L3 51L2 53L0 51V54H2V55L5 54L6 55L4 57L2 55H1L2 57L0 56L1 58H3V61L6 60L5 57L10 59V57L7 54L12 56V60L18 59L19 61H21V62H19L21 64H22V61L23 62L25 61V63H26V59H29V60H27L28 63H26V65H25V63L23 64V66H25L24 69H25L26 72L24 71V69H22L23 71H21L22 73L24 72V73H27V74L29 73V74L26 75V76H25V74H20L19 75L20 77H22V76H25V77H22L23 79L21 78L22 81H18L17 80L18 84L17 83L16 84L13 83V81H12V80H14V79H12L13 77H11V80L7 79L8 76H6V78L4 77L6 75L5 74L6 70H7V74H8V71H9L8 69H10V71H12L14 73V75L11 74V76H14V78L17 79V76L15 75L17 72L15 73V71L17 69H19V67L17 69L16 68H12V67H13V65L15 66V63L16 62L18 63V61L17 60L13 61L14 62L13 63L11 61V59L10 60L7 59V61H6L7 63L5 61L4 62L1 61L2 63L0 62L1 65L3 64V68L1 67V70L4 69L5 67H9L10 66V68L5 69V72H4L5 75L4 74L0 75V76L4 77L3 79L0 77L2 79L1 82L5 81L4 83H7L6 80H8L7 86L11 87V85H12L11 88L6 87L5 84H4L5 87H3L4 85H2L3 89L5 88V90H2V91L6 92V93L3 92V94L5 93L4 95H6V94L9 95V96L7 95L8 97L4 96L5 98H3V96L1 95L2 93H0V98L2 97V102L0 100V104H1L0 106H2L4 104V106H2V107H3V109L5 108L4 109L5 112L4 113L2 112V114L5 115V117H6L7 114H8V117L12 115V117H11L12 119L14 118L13 116H15L16 118L18 117V120H19V118H21L19 120V121H21V123L19 124V121L17 123L16 118L14 120L16 122H14L11 119V121H13V122L10 123V117L7 120H5L6 118H3V115H2V117H0V119L2 118L0 121H2V122L4 120L6 121V122H3V124L1 123V125H2V127H4L3 128L4 130H5V128H7L6 129V132H7L6 134L9 137H7L6 134L4 136H5V138L7 140H9V141H7L9 143L10 140H11L10 137H12V138L14 137L13 133H11L13 128H14V134H16L18 132V130L24 131V132L26 130L25 134L29 130H30V132H32V128L29 129V127H33V130H34V132L36 131V133L38 132L37 131L38 129H39V131H40V129H42V130L44 129L45 132H46V133H44V131L43 132L40 131L42 133V136L39 133H37V135L35 133V136H38V134H39L41 137H43V138H41L40 136H38L41 139L40 142H38L39 141L38 137L33 136L34 132H33V135H32L34 137L33 140L30 138L31 136H29L32 133L30 134L28 132V134H27L28 138L24 136V139L27 138V140H28V141L25 140L26 141L25 145H27V146L23 147L25 149V151H27V149L32 151L33 147L35 148L34 152L33 151L30 152V154L27 151V155L29 154L28 156L26 154H24V153H26V152H24V149H22V151H23L22 154H21L22 151H20L21 149L20 150L18 149V152L20 151V155H19V154H17L15 152V151H17V149L15 150L16 147H14L12 150L10 148L11 151L9 153L11 154V152H14V155L11 154L12 157H15V158H13V160L16 159L18 155H19V158H22L21 156L24 157V159H19V160H21V162L26 161V163H21L18 159H17V161L14 160L16 162H19L18 164L21 163V166L24 165V167L22 166L20 168H19V166L16 165L18 167V169H20L22 172L21 171L19 172V170L16 171L17 169H15V172H14L11 169L13 166L12 167L10 166L11 167L10 168L7 165L9 163L6 162L7 164H2L0 162V166L3 165V167H4V166L7 165V167L12 170V173L14 172V175H15L14 177L15 178L13 177V175H12V177L16 181V182L15 181L11 182L12 181L11 179H13V178L9 179L8 176L6 175L7 179H6V181H5V179L3 180V181H5L4 183H6L7 180H8V182L11 183V184L8 183V185H6L7 184L6 183L5 186H3L4 183L2 184L0 182V184H2V185H0V189H1L0 194L4 196V197L0 196V198L2 197L1 199H3V200L0 199V202L2 203V204L0 203V205H1L0 206L1 214H2V212L4 210L7 209V211H4V214H3L4 215V217H3L4 219H1V220H3L2 222L4 224L2 222H0V224H1L0 226H1V228L3 227L2 229H4V230H2V229H0V230L4 231L6 233H12V234L17 233L16 231H18L19 234H20L21 231H19V230L27 231V228H28L29 224L31 225V224L36 222V225H38L37 223H39L41 225L42 222H45V223H47L49 228L53 229V232H55L54 230H57V229L60 230L59 233H58V231H56L57 232L56 234L53 233L50 237L48 236L47 239H46V236L44 237L43 235H39V233H38V240H36L37 239L36 238L37 236H36L35 237V241L34 242L32 241V244H33L31 246L32 249H30V247H29L30 250L28 251L26 249L27 252L25 251V254L27 253V255H26L27 258L26 259H28L30 261L32 259V257L35 258V259L36 258L37 259L41 258L43 260L45 258V260H46L45 264H47L46 262H48V264H69V263L76 264L77 263L76 257L77 258H79L81 256L85 257L84 254H85V251L88 248L87 242L85 241L84 243H82L81 240H83V239L79 238V235L81 234V232H83L84 234L85 233L86 234H89V233L91 234L92 231L89 230V229L92 228V227L86 228V226H88V224H91L93 219H95V221H96V219H97L96 217L98 215H99V217H101V216L102 217L103 216L106 217L107 213H108V218L112 214L113 217H110L112 220L116 219V217L118 218V216L120 214H121V216L126 214V213H127V215L129 214L128 216H130L131 214H135V215H131V216H135L134 218H132V220L134 219L135 222H137L138 220L140 222V220H141V222H140L141 224L137 223L138 225H142V226L143 225H145V226L147 225L146 227L150 228L151 231H152V229H155L157 232L159 231V233H157L156 235H154L155 234V232H154V234H152L150 236V237H153V239L151 238V240H148L150 238L148 237L149 235L147 233L149 232L151 234V231L149 229L144 235V237H147L146 239H143V237H142L143 235L142 236L135 235V237H137L138 240H139L140 237H142V240H140V244H142L141 242L145 241L146 243L148 242L149 244L151 243L154 246L156 245V247H159V246H163L161 243L163 242L164 239H167L168 244H166L164 247H159V248H163V250L161 251L162 254L159 255L160 251L158 252V254L157 253L155 254L153 262H154L155 259L157 261L154 264H157V263L159 264V261H158L159 259L161 260L160 261L161 264H264V193L262 194V189H264V167L260 171H258V179L254 183H250V181H249V179L247 177V174H248L247 169L242 167L240 169V171H239L240 173L239 172H237V173L235 172L236 168H235L234 160L232 158H230V157L223 158L221 160V163L223 164L222 168L224 167L223 169H226V170H224V172H226L225 174L229 175V178H230V174L232 172L233 173L235 172V176L236 175L237 176L235 177V176H233L234 174H232L233 177L231 176L230 179H232V178L233 179L230 180L229 184H224L225 182H223L224 185L223 184L222 185H218V184H221V182L217 183V185L215 184V182H213V183H208L206 185L205 184H202V185L200 184L201 186L200 185L195 186V185L191 184L188 181H180V180H178V178H177V176H176V174L174 172V170L176 171V169H172V166H174L176 168V162L175 161L169 162L167 164L166 169H164V171L160 172L161 173L160 175L157 174V173H153L152 174L153 176L152 175L151 176L149 175V177L147 176V178H145L144 181H141L140 183H137L134 186H131V188H130L129 185L121 186V184H118V186H117V183L115 181L114 182L116 183V186L115 185L112 186V184H111L112 181L110 179H108V180H110L111 182L107 181L106 178H108V177H106L107 176L106 175V173H107L106 172L107 171L106 167L109 166L108 164H110V166H109L110 168L109 167L108 168L109 169L113 168L112 170H114V171L108 170V176H110L109 178H114V179H115V177L113 176L112 173H115V171H117L116 169L121 165V164H119V166H117V164L119 162L118 163L113 162V164L109 163V162H112V160L120 152V150H119V152H117L118 148L120 147V145L118 147H116L117 144H119L120 142L119 143H114V145H113V141H116V140H114L116 138H118V140L121 139L119 141L127 140V137H126V139H124L125 134L123 135L121 133L124 132V128H126V126H127L125 124H128V119L129 118H133V120H135V118L132 117V115L134 113L131 111L132 109H130V107L128 106L129 109L127 108L126 110H128L129 113L132 112V114L126 120L127 121L126 122L124 119H126L127 118L126 116L127 115L129 116V114L125 113L124 114L125 116L123 115V113L116 114V112H118V110L115 111V113L114 112L112 113L111 110H113V109H111L110 106L114 107L113 104H110V106H109V108L111 110H106L107 108H105V110H104L102 105H100L102 107L100 109V106L96 105L98 103H95L94 102V98H92L93 97L92 93H93L94 88H95V87H92V85H93L92 83L94 82L93 81V79L95 77L94 74H96V72H94V70L92 69L93 65H91L90 68H89V66L87 67V65H83L82 64L83 61L82 60L80 61V58H76L75 57L76 54L71 52L72 49L71 50L68 49V50H70V52H68L66 50L68 52L66 54V52L64 50V46L66 47V44L68 46V44L72 43L71 42L72 40L78 39V41H79V38H80L81 35L80 36L76 35V37H74V35L76 34L75 31L78 30V29L80 30V28H81V30L83 28L85 29L86 27H84V26H87L88 28H90V26L92 27L93 25H95L96 28H98L102 24L99 27V29H101L104 26V27H106V29L108 28V30L111 32V31H114V29H112V28H114L113 25L115 26L116 23H117V25H116V27H117L118 26V22L120 21L124 25V26L122 25V27H125V26L128 27V29L126 27V30H128V32L125 35V36H128V33L132 32V30H134L133 27L135 28V30L137 29L136 27H138L139 30L137 29V31L143 32V29H144V27L146 25L140 24L141 27H139V24H138L139 22L142 21V23H143V20H144L145 24H149V23H147V21L150 22V20H151V22H155L156 21L157 23H159V19H161V18L158 19L156 14L154 13L155 10H156V7H157V9H159L158 6H156V4H157L156 1H154V0H153V2H150L151 4L149 3L150 6L148 7V8H150V12L151 13H149V10L147 8V9L144 10V12L148 10V13L145 12L144 14H142L143 11L142 12L140 11L141 13H139L138 8H136L137 5H138L137 3H139L142 0H138L139 2L137 0H132V1H134L132 3L136 4V5L134 4L135 8L133 7V4L129 5L132 8L131 11H130V8L128 6L127 7L129 9L127 7L125 9V7H124V9L126 10L125 13L129 14L127 12V10H128L130 12V15L124 14V12H123L124 9H122L124 4H121L122 6L120 5V3H122L123 1L120 0L121 2H119V3H118ZM135 1H137V2H135ZM149 1H152V0H149ZM18 2H19V0H17V5L16 6H15V2H14L13 4H14L15 7L14 6H12V7H14L16 9L17 6L20 3V2L19 3ZM24 2H26V1H24ZM113 2H115L114 5H113ZM158 2H160V1H158ZM116 3H118L119 6H117L118 4H116ZM130 3H131V1L127 2V4H130ZM154 4H155V6L153 7V10L154 9L155 10L151 11L152 10L151 5L153 6ZM11 5H12V3H11ZM6 6H8V5H6ZM22 6H23V4H22ZM120 6H121V8H120ZM12 7H9L7 9H10V11H14L13 10L14 8L11 9ZM116 7L117 8L119 7L118 9L121 10V11L123 10L122 11V13H123L122 16L120 15L121 13H116V12H119V10ZM89 8H90V10H89ZM101 8L103 10H101ZM116 9H117V11H116ZM134 9H137L136 10L137 12H135V13H138L140 15L132 17L133 15H135L134 14V11H135ZM16 10L19 11L20 9H16ZM106 10H108V11H106ZM7 11H9V10H7ZM16 12H14V14ZM103 12H104V14H101ZM132 12H133V15H131ZM152 12L155 15V19L153 21H152V18L154 17V15H153ZM17 13H19V12H17ZM150 14H152L153 17H151ZM26 15H27V17H26ZM117 15H120V16H117ZM141 15H143L142 18H139ZM146 15H148V16L146 17ZM28 17H29L31 22L29 21V19H27ZM136 17H137V19L139 18V19H142V20H137ZM16 18H18V17H16ZM63 18H64V20L60 21ZM145 18H148V19H145ZM73 19H75V20H73ZM157 19H158V21H157ZM116 20H117V22H116ZM27 21H29V22L27 23ZM59 21H60V23H59ZM65 21H67L68 24ZM90 21L92 22L91 23L92 25L90 24ZM69 22H70V24L72 22V24H73V26L75 28V31H73V27L71 26L72 24L69 25ZM74 22H75V24H74ZM77 22H78L77 25H80V28H78L79 26L76 25ZM113 22H114V24H113ZM135 22L138 24L137 26H136V24H134ZM151 22H150V24H151ZM9 23L12 24L11 22H9ZM9 23H8V25H10ZM121 23H119V24L121 25ZM66 24L69 25V27L70 26L72 27V28L70 27V29H72L70 31L74 32V33L72 32L74 34V35L72 34V37H70L71 36V32L69 31V27ZM84 24H87V25H84ZM89 24H90V26H89ZM18 25H19V27H18ZM64 25H66V26H64ZM81 25H82V27H81ZM120 25L118 26V29H115V30H120L119 29L121 27ZM153 25H156V24H153ZM131 26H132V28H131ZM16 27H18V28H16ZM66 27H68V28L65 29ZM104 27H103V29H104ZM21 28H22V32H21ZM141 28H143L142 31H140ZM58 29L59 30L63 29L62 30L63 32H64V29H65L66 32H67V33L64 32L66 34V38H68L67 39L68 42L67 43L65 42L66 44L62 48L63 51H61V52H64V53H62L63 55L59 54V52H57L54 49V47H53V49L55 51H53L52 48L49 47L53 51V54H50L52 51H50L49 49L47 51L44 50V49L48 48V47H46V45L49 46L48 44L52 43L51 40L53 38L51 40L48 39L50 35H52L50 37H55L57 40H59V39L60 40H62V39L64 40V38H61L64 33L61 35V32H59V31L56 32V30H58ZM28 30L31 31V29H27V31ZM33 30H38L39 32L33 31ZM67 30L69 31V34H68ZM79 30L76 31V32L79 33ZM126 30L123 29L121 31L126 32ZM129 30H131V31H129ZM30 31H29V33L25 32L26 33L25 36H27V38L31 37V33L32 32H30ZM48 33H49V35H48ZM52 33L53 34L55 33V35H53ZM27 34H29V35H27ZM121 34H122V32H121ZM47 35H48V38H47ZM56 35H58V36H56ZM25 36H24V40L25 39L27 40V38ZM38 36L40 37L39 39H37ZM59 36H61V37H59ZM73 37L76 38V39H74ZM71 38H73V39H71ZM5 40H3V42ZM28 40H27V42H28ZM53 41H56V40H53ZM78 41H76L74 43V45H77ZM27 42H24V45ZM43 42L44 43H48V44L44 45ZM29 44H26L24 46L23 43H22L23 47H21V44H20L19 48H25V47L27 48V45H29ZM31 45H33V47L35 45L36 46H35V48H33V47H31ZM42 45H44V47ZM14 46H16V47H14ZM56 49H58V47ZM66 49H67V47H66ZM36 50H38V48ZM22 51H23V49H22ZM44 51H46V52H44ZM262 51H263L261 53L262 57L259 56V62H261V63L263 62L264 63V48H263ZM47 52H48V54H46ZM55 52L58 53L57 56H54ZM12 53L14 55H12ZM69 53H71L73 55L75 54L73 60H71L72 55H70L71 57L69 59V57H68ZM76 53H78V52H76ZM80 53L81 52H79L77 55L79 56ZM18 54H17V57H18ZM28 54H30V56L27 58ZM31 55L34 56V58L31 57ZM64 55L65 56L67 55V58ZM59 56H61V57L63 56V57L60 58ZM25 57H26V59H25ZM30 57L33 59L32 60L33 62H31ZM22 58L25 59V60H23ZM66 59H67V62H66ZM11 63H13V65ZM17 63H16V66H18ZM21 64H20V68H23ZM100 64H102V62ZM100 64L98 65L99 67L96 68V70L98 69V71H99V69H102V67L100 68V66H102ZM4 65H6V66H4ZM29 66H31L30 67L31 71L28 70ZM103 66H104V62H103ZM17 75H18V73H17ZM20 77H19V79H20ZM8 78H10V76ZM9 81H10V83H9ZM11 81H12L13 84H11ZM14 81H16V80H14ZM24 81H25V83L20 84V83H22ZM1 82H0V84H1ZM6 89H8V90L6 91ZM11 89H13V90H11ZM0 91H1V89H0ZM23 93H24L25 96L23 95ZM11 94H13V95H11ZM29 95H31L30 98H29ZM27 96H28L29 100L31 99L29 101L30 105H29V103H27V104L24 103L25 105H23V101L25 100L24 102H26ZM25 97H26V99H25ZM5 99H10L11 101L8 100V102H7V100H5ZM3 100H4V102H3ZM9 101L12 104H9ZM31 103L34 104V106ZM11 105L13 106L14 110L12 109ZM28 105L30 107H31V105L33 106V108H31L32 111L35 110L36 108H39V110L36 109L37 113L39 112L38 113V117H37V114H36V117H34V115L29 113V112H31V109H30V107ZM10 106H11V108H10L11 110L9 109ZM22 106H25V107H22ZM27 106L29 107V111H25V109H24V108L28 109ZM35 106H36V108H35ZM107 106L108 105L106 104V107ZM158 106L159 105L155 106V107H157L156 110L158 109ZM97 107H99V108H97ZM104 107H105V105H104ZM126 107H124V108H126ZM124 108L122 106V110L121 109L120 110L123 112L125 110ZM117 109H118V107H117ZM165 109L167 111L168 108L162 109L163 110V114L166 116V114L164 113ZM8 110L10 112H7ZM12 110L15 111V113H13L14 115L11 114ZM41 110H43V111H41ZM126 110L124 112H126ZM152 110H153V108L151 107V109L149 111H152ZM1 111H2V109H1ZM36 111H33V112H36ZM25 112H28V114L33 116V118L29 117L31 119V120H29L28 116H27L28 114H26L27 117L20 116L22 114H25ZM45 112H46L47 115H50V116H47L45 114ZM9 113L11 115H9ZM15 114H17V115H15ZM161 114H162V111H161ZM43 115H45V116H43ZM117 115L120 116V118L116 117ZM46 116H47V118L50 117V118H48L49 120L46 118V119H44L42 121V119H41L42 122L40 123V121H39L40 118L41 117L45 118ZM115 117L117 119H115ZM26 118L29 121L23 123V121H26ZM34 118H38L39 120L37 119V121H36ZM33 119L36 121L35 124L38 123V125L41 124L42 126H43L42 123L48 121L47 123H44V125H45L44 127H46V129L44 127H42V128L40 127L39 128L38 125H35V128L37 126V128L35 129L34 126H33L34 124L32 125V123L34 122V121L32 122ZM118 119H119V121H118ZM45 120H47V121H45ZM116 120H117V122H116ZM7 121H9V122H7ZM50 121H52V122H50ZM129 121H131V119H129ZM138 121H139V119H138ZM120 122L121 123L123 122V123L121 124ZM135 123H136V120H135ZM5 124H7V125L10 124V126L11 125L12 126L11 127L10 126L6 127V126H4ZM17 124L21 125V127H22V125H24L26 128L28 127L27 129H29V130L25 129L24 126H23L24 129H20L21 127H19V126L17 128ZM117 124H119L120 126H117ZM131 124L133 126V123H131ZM13 125H15V126H13ZM104 125H105V127H104ZM116 126H117L118 130H117ZM121 126H122V128H121ZM2 127L0 128L1 130H3ZM119 127L121 129H123L122 132H121V129ZM130 128H134V127H130ZM48 129L49 130L52 129V130L49 131ZM127 129L130 130L129 128H127ZM1 130H0V132H3V133L5 132V131H1ZM116 130H117L118 133L121 132L120 133L121 135L117 134ZM8 132L10 133L11 136L8 134ZM24 132H23V134H24ZM62 132H63V134H62ZM115 132H116L117 135L115 134ZM127 132H129V131H127ZM127 132H125V133H127ZM112 133H114L113 134L114 136L112 135ZM19 134L22 135V132H20ZM0 135H2V136H0V138L2 137L0 139V141H2L4 136L1 133H0ZM20 135L17 138V134H16V136L14 137V139L12 141H14V140L17 141L16 138L18 140L21 139V138L23 139V137H20ZM115 136H117V137L114 138ZM127 136H129L128 133H127ZM108 137H109L110 140L108 139ZM112 137H113V140L111 141ZM5 138H4V140H5ZM36 138H38V140H36ZM22 139L20 140V142L17 141L16 143H13L11 141L9 144H11V143H13V145H16L17 143L20 144L22 142ZM24 139H23V141H24ZM50 139H51V142H50ZM31 140L33 142V144H32L33 146H31V144H30ZM53 141H55V143ZM24 142L22 144H24ZM27 142H30V143H27ZM36 142H38V144ZM5 143H6V140H5ZM5 143H3V146L0 145V152H2L1 151L2 147H3V151L4 150L8 151L6 149L9 147V144H8V147L5 149V147L7 145L6 144L4 146ZM121 143H123V142H121ZM128 144H129V141H128ZM18 145H16V146H18ZM55 145H56V147H54ZM111 145H113V146H111ZM122 145H124V144H122ZM28 146H31V148L30 147L27 148ZM48 146H49V148H48ZM50 146L52 148L51 151H50ZM64 146H65V148H64ZM125 146H126V144L124 145V147ZM127 146H129V145H127ZM113 147L114 148L116 147L117 150L116 149L115 150H116L117 154L114 152V150H112V149H114ZM17 148H19V146ZM20 148H22V147H20ZM53 148H55L56 150L53 149ZM110 149H111V151H110ZM123 150H124V148L122 149V152H123ZM53 151H55V153ZM96 153H97V156H96ZM52 154H53V156H52ZM108 154H109V156H108ZM0 155H4V153H2V154L0 153ZM106 155H107V157H106ZM110 155H112V156L115 155V156L112 158V156H110ZM25 156H26V158H25ZM54 156H56V159L54 158ZM0 157H2V156H0ZM7 157H8V160H9V155L8 154H7ZM58 157H59V160H61V163H59L60 161L58 160ZM101 157L103 159L105 158L106 161H103V159H101ZM52 158L54 159V161L57 160V162H55V163L60 164L61 167H64V165H65L64 168L66 170L64 168H61V169L65 170V171H68V172L70 170L71 173L74 171L72 173V176H73V174H75V176H76V174L77 173L79 174V172L80 173H82V172L83 173H88L87 167H89V166L93 167V165L90 164V163H92L91 161H93V162L94 161H96V162L99 161L97 164H96V162L94 163V168H97V170H98L99 167H102V166L99 165L100 162H101L100 159L102 160L101 165H104L103 167H105L107 165L105 167L106 168L105 170L102 167L103 169H100V171L101 170L102 171L99 172V170H98L99 173L97 172L95 174L93 172L96 169H93V168L91 169V167H89L92 171L94 170L92 172V175H96V174L100 175V173H101L103 175L102 178H104V176H105V178L102 179V181L103 182L107 181V183L109 182V184H111V186H112V188L108 187L109 189H106L107 188L106 187L107 184H104L105 189H106V190H103V193H102L103 196L105 197V198L102 197V198H104V200L102 199V202H104V204L102 202H100V199H99V203H101L103 207L100 204L97 205L98 208H100V207L103 208V210L101 208H100L101 210L99 209L100 213H99V210L96 208L97 207L96 206L95 207V211H97V210L98 211L94 212L95 214L92 212V214H94L95 216L92 215V218H91L89 216V215H91V213H90L91 211L90 212H87V211L91 210L92 208L91 209L90 208L86 209V210H84V212L86 211L87 214L90 213V214H88V216H87V214H85L89 218L88 219H83L86 216L84 215L83 208L81 207V205L82 204L83 205L89 204L88 198H90V196L91 197L94 196L96 194L95 193L96 191L93 192L95 187H94V189H93V187L90 188V190L93 189L92 191H89L88 187H87V189H85L86 186H84V185L88 184V183H85L83 185L82 184L83 181L81 180V178H80V181H82V182L80 184H82V186H84L85 190H88L87 193L84 190V192L87 194L85 199L88 201V202L86 201L87 203H85V204H84L85 201H84L83 198H82L83 200L81 199L82 201L79 200V198L76 199V196H78L79 191H81V190L78 191V187H76L77 188V190H76L77 192L76 191L73 192V195H74V193H76L75 194L76 196L74 195L75 199L72 198V200L70 198H67V197H71L72 196L71 194H69V193L67 194V192L64 193L65 196L63 194V190L66 189L67 187L64 188L62 191H60L64 197H62L60 195L61 194L60 192H59L60 194L58 193L59 190H56L57 189L56 186L54 188H52L53 187V183L52 182H54V181H53V179L51 180L48 177V175H49L48 172H49V169L52 168V166L56 167L58 165V164L53 165L54 162H53V164H51V162L53 161ZM195 158H197V156L195 154H193V156H191L190 153H185V154L179 156L178 160L183 163V162L191 161L192 159L195 160ZM107 159L108 160L110 159V161H108ZM116 159H117V157L115 158V160ZM0 160L2 161L3 159L0 158ZM4 160H5V158H4ZM4 160L2 161L3 163H5ZM13 160L11 159L9 162L11 163V161H13ZM6 161H7V159H6ZM89 161H90V163H89ZM49 162H50V164H49ZM62 162H63V164H62ZM103 162H106V164H104ZM95 164L97 165V167H96ZM10 165H12V164H10ZM60 165H58V166H60ZM114 165H116V166L114 167ZM122 165H124V164L122 163ZM14 166H15V164H14ZM48 166H49V168H48ZM84 166H86V168H84ZM3 167L0 168L1 169L0 173L2 172V169L4 170L5 167L4 168ZM68 167H69V169H68ZM121 167H123V166H121ZM123 168L126 169L127 167H123ZM234 168H235V170H234ZM9 169H7V170H9ZM45 169H46V171H45ZM56 169L54 168L52 170L53 173H54V170H56ZM61 169L59 167V170H61ZM84 169L87 170V172H84ZM7 170H5V171H7ZM128 170L129 169H127V171ZM75 171H76V173H75ZM109 171H110V173H109ZM120 171H122V170H120ZM127 171H124V172H127ZM8 172H10V170L7 171V173ZM62 172L63 171H61V173ZM70 172H69V174H70ZM89 172H90L89 174H91V171H89ZM103 172L105 173V175H104ZM4 173L6 174V172H4ZM16 173L18 175L19 174L20 175L17 176ZM49 173H50L49 176L53 175V173L51 172V169H50ZM57 173H59V171H57ZM22 174H24V176H22ZM33 174H35V178H33L34 177ZM62 174H59V175H61L63 177ZM109 174H111L112 177ZM10 175H9V177H11ZM59 175L57 174V176H59ZM118 175L120 176L121 174L118 173ZM31 176H33L32 177L33 179H31ZM39 176H42L40 178H42V180L45 181V182L48 181L47 179H50L52 181V182L49 181V183H51L50 186L48 185L47 188L45 189V186H44L45 183H43L41 181V179H40L41 182L40 181L37 182L36 180H39L38 179ZM80 176H81V174H79V177ZM86 176H87V174H86ZM122 176H123V173H122L121 177ZM45 177H48V178H45ZM64 177H66V178L68 177L69 178V175H67V176L64 175ZM70 177H71V175H70ZM83 177L84 176H82V178ZM91 177H93L95 179V176H91ZM1 178H3V177H1ZM76 178H78V177H76ZM93 178H92V180H93ZM57 179H59V178L57 177ZM57 179L55 181L59 182V180H61L62 178L59 179V180H57ZM71 179H73V178L71 177ZM71 179L69 181H71ZM86 179L87 178H85V180ZM88 179H89V177H88ZM96 179H97L98 183L102 182V181H98V179L101 180V175H100V178H98V176H97ZM26 180H27V182H26ZM89 180L85 181V182H89L90 183L91 180L90 181ZM157 180L158 181L160 180L164 184L163 185H161L162 183L161 184H157V182H156ZM33 181H35V182H33ZM67 181H68V179H67ZM67 181L65 180V182H64V180H61L60 182H62V184L64 182V184H65ZM76 181H78V180H76ZM20 182H22L23 184L22 183H21L22 185L19 184ZM36 182L39 183L40 185L37 184ZM71 182L75 183V180H72ZM15 183H17V184H15ZM29 183H31V184H29ZM70 183H69V186H70ZM42 184H43V188H44L43 190H45L44 192L45 193L49 192L48 194L46 193L47 195L43 194L44 198H45V196H47L45 198L46 201L44 200L43 196H41V192H43L41 190ZM54 184L58 185V186H61V184H56V182ZM18 185L21 186V187L23 186V188L19 187ZM51 185H52V187H51ZM67 185H68V182H67ZM97 185H99L100 187H103V186H101V185H103V183H100V184H97ZM203 185H205V186H203ZM1 186H2V188H1ZM13 186H15V187L13 188ZM29 186L32 189H34L36 187L35 188V192H34V190L30 189ZM78 186H80V185L78 184ZM7 187L8 188L10 187L9 189H11V190L8 189L9 191H6ZM25 187H26V191H24ZM100 187H99V190H100ZM4 188H6V189H4ZM19 188H21V190ZM59 188L62 189L63 187H59ZM73 188L74 187H72V189ZM76 188H74L73 190H75ZM97 188L98 187H96V189ZM159 188H162V189L165 188L163 190H166V192L163 191V190H161V191H163V192H161ZM22 189H23V191H22ZM81 189L83 190V188H81ZM18 190H20V191L18 192ZM30 190H32V191H30ZM36 192H38V193H36ZM81 192H83V191H81ZM85 193H82V194H85ZM11 194H12V196H11ZM14 194H15V196H14ZM68 195H71V196H68ZM88 195H90V196L88 197ZM81 197H83V195ZM41 198H42V200H41ZM47 198H48V200H47ZM43 200L45 202H43ZM79 201H81V205L79 204L80 203ZM28 202H30V203L28 204ZM10 203H12L14 206L12 204L10 205ZM45 203L46 204L48 203L46 205L47 207L45 206ZM105 203H106V205H105ZM23 204H26V207L29 206L27 208L28 210L26 209V207L25 208L22 207ZM43 205H44V207H43ZM86 206L87 207H91V204L86 205ZM16 207H18V208H16ZM38 207L43 209V212L40 209V211L42 212V216H38L39 213H41L39 211ZM147 207H149V208H147ZM30 208H31L32 211L37 210L38 211V215L37 214L35 215L32 211H30ZM85 208L86 207H84V209ZM143 208L147 209L148 212L149 211L151 212V213H148V214L146 213L147 211L145 212L147 214L144 217L145 219L143 218V215H144ZM79 209H82V210H79ZM19 210L20 211L25 210V212L23 211L22 213H20ZM27 211H30V212H27ZM78 211H80L81 214L78 213ZM101 211L102 212L105 211V212L102 214ZM153 211H154V213H153ZM7 212L9 214L13 213V215L12 216L10 215V217L9 216L7 217V215H6ZM16 212H17V214H14ZM34 212L37 213L36 211H34ZM18 213H20V214H18ZM28 213L30 214L31 217H32V214H33L34 218L32 217L33 218L32 219L29 215L27 216ZM82 213H83L84 217H81ZM109 213H111V214H109ZM136 214L138 216H136ZM14 215H16V216L18 215V217L20 219L18 217L14 216ZM36 216H38V217H36ZM146 216H147V218H146ZM6 217H7V219H9V218L10 219L7 220ZM39 217H41L40 218V220H41L40 222H38ZM105 217L102 218V219L105 220ZM12 218L13 219L15 218V219L13 220ZM26 218L28 220L32 219L33 221L31 220L32 222H30V220L28 221ZM35 218L36 219L38 218L37 221L35 220ZM106 219H107V217H106ZM24 220L26 222H24ZM27 221L30 222V223H28ZM23 222L25 223L24 225H23ZM9 223H11V224H9ZM45 223H43V224H45ZM22 225H23V227H22ZM33 225H35V224H33ZM83 227H84V229H82ZM86 229L89 230V233H88V231H86ZM61 230H62V233H60ZM155 230H153V231H155ZM13 231H15V232L13 233ZM19 234L17 236L20 237ZM22 234H24V233L21 232V235ZM130 234H128V235L125 234V236L122 239V242H124V243H122V242L120 243V244H123L126 247V249H124L125 248L124 246H122V248H121L120 244L119 245L117 244L118 247L115 248V250L112 249L113 246L115 247V245H116L115 243L119 242L120 239H118V241H117V239H115V241L113 240L115 242V243L113 242L114 244L111 242L113 244V245L111 244L112 245L111 249L113 250L111 252L114 255H112V253L110 252V255H112V258L110 257L111 260L109 258H105L106 260H108V261L109 260L110 261H114L115 260V262H112L113 264H147V261L145 260V256H144L145 254L143 255L144 250H143V252H141L142 249H143V246L141 245L142 246L141 247L140 244H138V243L136 245L135 242L137 240L133 236L134 233L132 235H130ZM146 234H147V236H146ZM14 235H16V234H14ZM17 236L14 237L15 239H17L16 242H14V244H16V246L14 244H11L12 246L14 245L12 248L15 251L22 245L21 244L22 242H21L20 246H17V244H18L17 242H18V238H19V237L17 238ZM126 236H127V238L129 237V239H127ZM131 236H133V237L131 238ZM20 241H21V238H20L19 242ZM164 241L166 242V240H164ZM137 242H139V241H137ZM12 243H13V240H12ZM30 244H31V242H30ZM128 244H130V245H128ZM133 244H135V247L138 246L139 248L137 247V249L135 248L133 250V248H134ZM131 245H133V246H131ZM119 248L123 249L122 253H120V254H119V252H121V251H120ZM116 249H119V250L117 251ZM18 251H20V250H18ZM114 252H116V253L118 252L117 254L119 255V257ZM24 255H23V257H24ZM113 256L115 258L116 257L117 258L114 259ZM150 257H153V256H150ZM150 257H147V258H150ZM155 257H157V258H155ZM28 260H26V262H25L26 264H27ZM151 260H152V258H151ZM151 260L149 259L148 261H151ZM18 262L19 261H16V263H18ZM22 262L24 263L23 260H22ZM16 263L14 262V264H16ZM29 264H30V262H29Z\"/></svg>",
	"mask_w": 264,
	"mask_h": 264
}]
</instances>
